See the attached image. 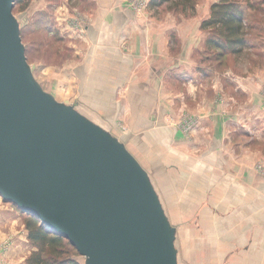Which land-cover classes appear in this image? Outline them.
Masks as SVG:
<instances>
[{
  "label": "rangeland",
  "instance_id": "374dc122",
  "mask_svg": "<svg viewBox=\"0 0 264 264\" xmlns=\"http://www.w3.org/2000/svg\"><path fill=\"white\" fill-rule=\"evenodd\" d=\"M214 1L216 0H197L193 10L190 8L183 10L181 6L173 7V0L161 5L152 4L153 0H17L13 10L21 25V38L27 61L35 78L60 102L74 103L83 94L84 78L81 73L78 76L79 68L89 67L91 72H95V78L106 81H111L114 69L120 70V73H116V82L111 81L113 86L106 89L103 98L95 95V97L92 96V100L84 99L83 102H79L77 108L118 137H124L129 151L152 174L166 213L176 224V245L179 250L180 264H192L186 256L190 246L201 248L199 241L192 239V233H198L197 225L200 219L199 216L192 215L193 210L178 202L176 194L187 191V188L194 186L195 182L215 179L212 172H205V170L202 172L199 169V163L208 159L209 154H206L205 150L210 144L214 147V142H203L201 146H193L198 144L199 139L207 138L204 127L214 113L209 111L204 114L206 110L202 107H206L205 102L209 98L199 99L191 95L192 97L186 99L185 104L176 98H174L175 102L170 99L172 93L178 94L185 88L182 85L185 82L174 79V72L181 71L178 67L183 63L181 58L186 56V52L189 54V57L185 58L195 64V76H198L199 83L204 85L205 80L200 79L204 72L208 79L213 81H210L212 84L210 83L207 89L211 87L212 91H217L222 84L224 88L228 87V90H232V84H236L235 75L244 78L246 83L250 76H258L262 80L258 89H261L260 94L262 98L264 97V0H240L247 24L246 39L251 41L254 47L237 55L223 50L222 47L220 49L214 47L209 40L212 38L213 42L218 36L212 30L201 27L203 21L209 18ZM123 8L132 11L134 22L139 20L142 46L145 49L151 46V49L155 48L159 51L157 48H159L160 40L169 49V53L163 58L158 53L153 56L157 57L154 65H157V74L160 75V81L156 80L158 85L152 80L149 81L151 85L147 86L148 80L144 76L147 74V77H154V74H148L151 73L149 68L144 67L140 71L148 87L146 95L151 96V100L146 104L149 106V113L155 115L159 109L164 108V105L170 110V113L163 115L162 118L150 119V115L143 110L142 105L133 100L135 95L137 98V94L144 88L138 86L142 82L139 80L141 74L136 75L128 65V60L131 58L127 56L128 40L126 38L121 40L123 32H126L127 24L123 28L121 25H110L108 32L102 31L103 27L93 25L95 20V23H101V18L108 16L114 10L120 11ZM116 37H120V40L114 41ZM144 56L145 54L134 58ZM149 58L151 56H148ZM116 61L121 65L118 68L112 65ZM199 86L200 84H197V88H200ZM110 90H113L117 104L114 113H111V121H108L104 115L109 114L110 111L106 110L101 102L105 103L107 99H110L111 96L108 95ZM170 90V95L163 93ZM161 97L166 98L165 102L159 101ZM217 98L214 96V102ZM232 99L240 102L239 100L243 98L232 96L230 101ZM218 103H214V107ZM163 126L171 127L170 130L173 127L175 131L178 126L182 127L185 131L181 129L180 132H183L185 136L186 145L168 147L167 141L163 137L160 138L156 132ZM221 127L218 124L216 130L218 131ZM195 128L197 131L194 130ZM263 129L264 124L258 126L253 130L254 135L261 134ZM237 130L239 129L236 128L233 132ZM238 136L239 134H236L233 139ZM162 140L165 141V145ZM249 146L256 150L258 148V151L264 154V139L258 144ZM236 147V152H239V146ZM218 152L223 155L225 149L222 148ZM173 164L177 168L170 169ZM222 178L223 183L226 184V175L224 174ZM0 200H2L1 197ZM3 205L12 210L15 231L11 234L13 238L7 240L0 250L3 252L7 249L12 250L10 247H14L15 264H26L27 257L34 250L33 247H27L25 237L21 236L22 226L25 227V219L28 215L20 212L9 202ZM25 231L27 233L26 228ZM11 240L14 241V245H11ZM78 260L83 264V258L78 257ZM5 263H7L6 260Z\"/></svg>",
  "mask_w": 264,
  "mask_h": 264
},
{
  "label": "water",
  "instance_id": "95a60500",
  "mask_svg": "<svg viewBox=\"0 0 264 264\" xmlns=\"http://www.w3.org/2000/svg\"><path fill=\"white\" fill-rule=\"evenodd\" d=\"M15 1L0 0L1 199L65 237L83 264H180L152 174L124 137L78 110L83 97L60 102L38 82ZM113 94L103 103L108 121Z\"/></svg>",
  "mask_w": 264,
  "mask_h": 264
},
{
  "label": "crops",
  "instance_id": "0c3cea01",
  "mask_svg": "<svg viewBox=\"0 0 264 264\" xmlns=\"http://www.w3.org/2000/svg\"><path fill=\"white\" fill-rule=\"evenodd\" d=\"M100 20L101 23L97 24L95 20L93 25L100 26V28L103 27L102 31L105 32L109 31L110 25H121L123 28L127 24L125 28L126 32H123L121 40L124 38L128 40L126 44V49L128 50L127 56L131 57L128 60V65L136 75L141 74L139 80L142 82L138 86L144 88L140 93H136L137 98L135 95L133 100L135 102L138 101L142 105L143 110L150 115V119L162 118L163 115L170 113V110L166 109L164 105L162 110L159 109L155 115H151L148 111L149 106L146 105L151 100V96L146 95L147 86L151 85L149 81L154 80V83L157 85L156 80L160 81V75L157 74V65H154L157 57L154 58L153 56L157 55V53L161 58L167 56L169 53L168 47L163 45L160 40L159 48H157L159 51L155 48L151 49V46L145 49L142 46L140 22L138 19L134 22L132 11L129 9L114 10V12H111ZM89 30L91 31V25ZM136 34L139 37H136ZM107 37L110 38L108 34ZM119 40L120 37H116L114 41ZM247 42L246 48H243L240 52H233V54H241L248 48L254 47L251 41L247 40ZM137 54H140L139 56L145 54V56L135 59L134 57H139ZM148 56H151V58L148 59ZM185 57H189L187 52ZM185 57H183L184 59L181 58L182 65H185H178L181 71L174 72V79L176 81L179 79L185 82L182 84L185 86L184 90H180L178 94H171V90L169 92L164 91L163 93L166 95L167 93L171 94V100L176 98L184 102V104L186 99L192 97L191 95L197 96L199 99L201 97L204 99L209 98L205 102L207 108L205 106L202 107L206 110L204 114L209 113V111L215 114L209 117V126L205 124L204 129L206 130L207 138L203 137V139H199L200 143L197 141L198 144H193V146H201L205 142H214V147L210 144L208 149L205 150V153L209 154L208 159H205L203 163L200 162L201 164L199 163V169L202 172L203 170L205 172H212V175H215V179L195 182V185L189 187V189L187 188V191L177 192L176 194L178 202L184 205V207L186 206V208L191 209V211L193 210L192 215L199 216L200 219L198 220L197 227L199 230L197 234L191 232V226L189 229L192 233V239L199 241L201 248L190 246L186 254L188 259H186L192 262V264H264V154L260 153L258 148L256 150L249 146L250 144H258L264 139V129L261 134H255L256 136L254 135L255 132H253L258 126L264 124V97L262 98L260 94L261 89H258L262 80L258 76H250L246 83L244 78L235 75L236 80L234 81L236 84H232V90H228V87L224 88L221 84L218 87L220 89L212 91V88L209 87L207 89V86H210V83L212 84L213 81L208 79L204 72L200 76V79L203 78L205 80L204 85L199 83L198 76H195V64ZM112 65L114 68H118L120 63L116 61ZM144 67L150 69L151 73L148 74H154V77H147V74L144 76L148 80H145L147 86L143 80V73L140 72ZM81 68L83 69L79 68L77 72L79 73L78 76L80 73L83 74L84 84L82 88L83 94L79 97L89 100L93 98L89 93H94L95 90H100L101 94L98 96L103 98L106 89L112 87V84L116 82V73H120L119 69H114V75L111 79L112 83L111 81L95 78V72H91V68L89 67ZM197 84H200L199 87H202L204 91L197 88ZM251 84H253V87ZM216 86H218V81H216ZM214 96L216 98L219 97L216 102H214ZM232 96L237 98L242 97L243 99L239 100L240 102L235 101V99L230 101ZM165 100L166 98H159V101L165 102ZM214 103H218L217 106L214 107ZM215 116H217L216 120ZM218 124L222 127L217 131ZM235 127L239 130L233 132L236 130ZM170 128L169 126H163V128H159L156 131L160 138L163 137L167 141L166 145H169L168 147L171 148L173 146L177 147L180 144L186 145L185 136L183 132H180L183 128L178 126L176 131L175 128L172 127L171 130ZM194 130L197 131V128ZM236 134H239V140L238 138L233 139V136ZM162 141L165 145V141ZM236 146H239V152H236ZM222 148L225 149L223 155L218 152ZM173 168H177L175 164L170 167V169ZM224 174L226 175V184L223 183L222 177ZM3 203L6 204L3 200H0V247L5 245L4 243L7 240L9 241V239L13 238L11 234L15 231L12 210L4 206ZM22 230L21 236L25 237L24 241H26L27 247L32 248L25 227L22 226ZM11 245H14V241L12 240ZM10 248L12 250L7 249L3 252L0 250V258L2 259H0V264H15L14 247ZM17 252L19 251L17 250ZM5 260L7 263H5Z\"/></svg>",
  "mask_w": 264,
  "mask_h": 264
},
{
  "label": "trees",
  "instance_id": "16d2710c",
  "mask_svg": "<svg viewBox=\"0 0 264 264\" xmlns=\"http://www.w3.org/2000/svg\"><path fill=\"white\" fill-rule=\"evenodd\" d=\"M168 1L171 0H153L152 4L161 5ZM173 1V7L181 6L183 10L187 8L193 10L197 3V0ZM16 2L17 0L14 6ZM201 27L212 30L218 36L213 42L210 38L209 42L219 49L222 47L223 50L236 53L246 48L248 44L247 24L240 0L214 1L209 18L203 21ZM27 215L25 228L29 243L34 250L27 257L26 264H81L77 250L65 237L46 227L35 216Z\"/></svg>",
  "mask_w": 264,
  "mask_h": 264
}]
</instances>
